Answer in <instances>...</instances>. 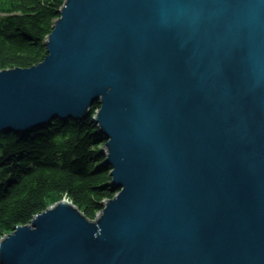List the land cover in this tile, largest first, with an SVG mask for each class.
<instances>
[{
	"label": "water",
	"instance_id": "obj_1",
	"mask_svg": "<svg viewBox=\"0 0 264 264\" xmlns=\"http://www.w3.org/2000/svg\"><path fill=\"white\" fill-rule=\"evenodd\" d=\"M29 67L0 69V132L92 115L115 194L66 197L0 264H264V0H64Z\"/></svg>",
	"mask_w": 264,
	"mask_h": 264
},
{
	"label": "trees",
	"instance_id": "obj_2",
	"mask_svg": "<svg viewBox=\"0 0 264 264\" xmlns=\"http://www.w3.org/2000/svg\"><path fill=\"white\" fill-rule=\"evenodd\" d=\"M64 0H0V69L29 67L47 54L44 44ZM54 119L26 132H0V238L15 225L68 198L88 218L115 192L97 147L103 135L91 119Z\"/></svg>",
	"mask_w": 264,
	"mask_h": 264
},
{
	"label": "rangeland",
	"instance_id": "obj_3",
	"mask_svg": "<svg viewBox=\"0 0 264 264\" xmlns=\"http://www.w3.org/2000/svg\"><path fill=\"white\" fill-rule=\"evenodd\" d=\"M95 109H97V108H95ZM95 109L93 110V112H92L91 114H93V113L95 112ZM103 144H104V142H99V141H98V145H97V147H98V148H101V147L103 146ZM109 171H110V169H109ZM98 212H99V211H98ZM98 212H97V213H98ZM97 213L95 214V216L97 215ZM91 219H93V218H91Z\"/></svg>",
	"mask_w": 264,
	"mask_h": 264
},
{
	"label": "bare ground",
	"instance_id": "obj_4",
	"mask_svg": "<svg viewBox=\"0 0 264 264\" xmlns=\"http://www.w3.org/2000/svg\"><path fill=\"white\" fill-rule=\"evenodd\" d=\"M93 114H94V113H93ZM93 114H92V115H93ZM91 119H92V116H91Z\"/></svg>",
	"mask_w": 264,
	"mask_h": 264
}]
</instances>
